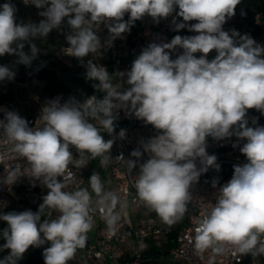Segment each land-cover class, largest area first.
<instances>
[{"label":"clouds","instance_id":"clouds-1","mask_svg":"<svg viewBox=\"0 0 264 264\" xmlns=\"http://www.w3.org/2000/svg\"><path fill=\"white\" fill-rule=\"evenodd\" d=\"M241 0H31L39 15V24L17 23L11 3L0 5V56L19 57L17 63L30 66L38 49L25 43L37 36L46 37L67 18L71 33L66 36L68 52L77 58L97 54L101 47L96 26L111 33L108 44L130 32L136 21L151 17L159 23L171 17V30L187 29L193 35H175L168 43L149 44L133 60L126 76L129 85L119 91L106 68L88 63L87 77L99 81L106 92L103 100L95 97L81 109L70 99L63 105L59 98L43 109L44 126H29L15 112H6L0 128L13 151L30 163L29 173L49 189L36 212H7L0 220L10 255L0 264H15L30 246L50 242L43 252L44 264H68L78 248L86 245L93 226L92 196L87 189L65 191L59 179L72 162L69 146L83 156L102 157L106 164L113 141H105L101 129L114 131L115 109H125L137 119L152 125L157 135L143 145L148 159L135 182L137 195L161 221L173 225L181 220L190 200L189 188L209 166L219 171L216 156L206 152L207 138L223 140L235 136L246 141L240 152L247 163L233 166L232 177L220 188V195L195 229V248L203 252L227 242L240 253L254 256L258 234H264V126L246 115L249 109L264 113V46L251 36L225 30L224 24L235 15ZM244 14L243 12L241 13ZM127 16V20H125ZM194 23H191L193 22ZM15 45V46H14ZM180 51L173 59V54ZM215 51L214 58L209 54ZM199 54V55H197ZM15 72L0 66V81L12 80ZM89 118L98 122H89ZM120 136H124L121 131ZM236 147V144H233ZM140 151L132 156L139 157ZM199 158L202 167H196ZM118 159H123L122 155ZM129 167L133 166L128 161ZM15 176L9 173V180ZM218 178L213 179V186ZM92 192L99 197V211L109 229L115 231L119 215L118 197L105 193L98 174L90 177ZM45 209L56 210L55 219H42ZM41 234L43 238H41ZM15 258V259H13Z\"/></svg>","mask_w":264,"mask_h":264},{"label":"built area","instance_id":"built-area-1","mask_svg":"<svg viewBox=\"0 0 264 264\" xmlns=\"http://www.w3.org/2000/svg\"><path fill=\"white\" fill-rule=\"evenodd\" d=\"M12 1L14 0H0L3 3ZM17 1L24 5L32 4L31 0ZM171 19V17L161 19L159 23H156L151 17H145L143 20L136 21L130 32H126L113 40L111 45L107 43L111 36L108 28L104 25L96 26L101 47L97 54L90 53L88 55V61L106 68L112 78L113 85H120L118 90L123 91L129 85L125 82L126 76L121 78L118 73L130 70L133 60L143 48L153 43H168L177 34H194L187 30H181L179 33L172 31ZM223 27L225 30L234 29L241 35L247 34L258 44L264 46V12H259L254 16L252 31H246L245 23L240 18H230ZM67 49L68 47L64 49L63 54L71 59L73 56ZM180 51L182 50H177V53L173 54V59ZM215 55V51L210 53L209 60ZM93 84L98 87L99 81L95 80ZM101 93V100H103L106 92L101 90ZM92 98H86L80 108L83 109L87 101ZM50 101L52 99L48 96L45 107L49 105ZM45 107L26 119L33 129L44 126L42 114ZM114 114L117 117L114 120V131L108 133L101 129L105 141H113L111 149L105 153V156L108 157L106 164H101L102 157L92 158L88 153L81 156V153L70 145L69 151L72 154V162L59 179L66 185L65 191L72 192L77 189H84L86 172L90 161H92L98 170L106 172L109 176L111 185L105 190V193H112L118 197L119 203L115 212L119 215V219L113 232L99 211L101 205L97 207L95 214L90 213L93 219L98 218L100 222L101 237L95 244H92L87 233V247L76 251L68 264H142L149 244L154 238H169L172 235H174V243L169 256L179 264H264V253L255 256L251 252L240 253L237 246L227 242L214 245V247L220 248L219 252H213L212 248L200 252L195 248V229L216 204L220 195V188L233 175V166L247 163L246 157L240 152V147L246 141L237 140L235 136L219 141L208 137L206 152L208 155L216 156V164L220 168L228 167L230 169L228 179L217 183L215 187L207 185L205 182L206 175L210 171L216 170L215 167L209 166L208 170L201 173L198 180L190 185V200L187 203V211L181 220L173 225H167L161 221L155 212L138 221L135 226H130L124 221L129 204L135 210L149 208L139 199L135 182L139 177L141 166L149 158L148 154L144 152L143 145L157 135L158 130L137 119L128 110L115 109ZM250 116L251 110L249 109L246 115L248 123ZM89 122L97 124L99 127L97 121L89 118ZM121 131L124 132L123 137L120 136ZM233 144H236V147H233ZM133 151H140L142 155L139 157L132 156ZM121 155L123 159H118ZM128 161L133 162L132 167H129ZM30 167V163L25 157H21L13 151V145L8 142L3 129L0 128V214L8 208L10 204L9 195L16 189L37 192L40 196L47 195L49 189L42 183V180L30 175ZM196 167L198 170L202 167L199 158L196 160ZM10 172L15 173L11 180H9ZM52 211L54 210L49 211L45 219L51 218ZM41 238H43L42 234ZM261 244H264V234H258L257 248Z\"/></svg>","mask_w":264,"mask_h":264},{"label":"trees","instance_id":"trees-1","mask_svg":"<svg viewBox=\"0 0 264 264\" xmlns=\"http://www.w3.org/2000/svg\"><path fill=\"white\" fill-rule=\"evenodd\" d=\"M10 3L16 10L15 17L17 23L22 21L24 23L32 22L39 24L41 20L45 19L39 15L40 12L45 10L44 8H37L33 4L24 5L17 0ZM3 4V2H0V5ZM242 12L244 13L243 15L241 14ZM259 12H264V0H241L232 18L242 19L245 23L246 31H252L254 16ZM126 18L127 16H125V20ZM191 23H194V21ZM186 30L184 29V31ZM70 33L71 28L67 24V18H65L62 24L58 28L52 29L46 37L37 36L30 38L25 43L24 51L30 54L29 44H35L38 49L36 58L30 66L17 63L19 57L16 55L5 54L0 56V66H7L15 72L12 80L5 79L4 81H0V107L10 110L15 100V88L19 85L35 82L42 85L43 92L52 101L59 98L61 105L72 99L75 102V106L80 107L88 97H95L96 101L102 99L101 90L93 84L95 80H90L87 77L89 70L88 56L82 59L73 56L70 59L63 54L64 49L69 47L66 36ZM250 110L249 126H256L252 124L253 119H256L258 125L264 126V113L256 109ZM4 116L0 114V119H4ZM90 164L92 165L93 162L90 161ZM98 171L100 172V170ZM101 174H105V172L101 171ZM229 174L230 169L228 167H221L219 171H210L206 175L205 182L211 186L213 185L214 178H218L217 183H220L227 180ZM44 197L40 196L37 192H26L23 189H16L9 195L10 204L2 214L25 210L36 212L40 205L43 204ZM49 211L50 209H45L42 219L46 218ZM7 227V223L0 220V261H5L10 255V249L4 247L6 243L4 231ZM171 237L174 238V235ZM49 246L50 242L47 241L39 246H30L22 258L15 260V264H44L43 252ZM85 247H87V243ZM85 247L78 248L77 250L84 249Z\"/></svg>","mask_w":264,"mask_h":264},{"label":"crops","instance_id":"crops-1","mask_svg":"<svg viewBox=\"0 0 264 264\" xmlns=\"http://www.w3.org/2000/svg\"><path fill=\"white\" fill-rule=\"evenodd\" d=\"M37 84H39V83H37ZM39 85H40V88H42V85L41 84H39ZM44 95H47V94L44 93ZM47 97H45L44 102H41L40 97L38 95L35 96L34 102L31 103L29 105V107H27L25 114L21 115L20 117L27 119L30 115L36 113L37 111H39L40 109L45 107ZM15 98H16V94H15ZM12 105H11L10 110H7L5 107H0V114H5L6 112H13ZM93 174L99 175L101 183L103 185V191L105 192V190L111 185L109 182V176L107 175L106 172H105V174H101V171L100 172L98 171V169L94 163L92 165L90 164L88 169H87L86 186L84 187V189H87L91 195L92 194L96 195L95 193L92 192V189L90 187V177ZM98 201H95V203H94L96 209L98 206H100V204H98ZM52 213L53 212H51V218L50 219H55L60 215V213H59V215H53ZM151 213H155V211L151 210L150 208L135 210L131 207V210L130 209L127 210V214L124 217V221L126 222L127 225L135 226L138 223V221L147 218ZM95 219L96 218L93 219V226L90 230L92 232V235H93L92 236L93 240L90 239L92 244H95L98 241V239L101 237V233H102L100 222L98 220V225L94 224ZM89 232H88V234H89ZM173 243H174V238H172V237L154 238L152 240V242H150V244H149V249L146 251V253L144 255V260H143L142 264L153 263V262H155L157 264H179L178 262L173 261L172 258L169 256V252L173 246ZM70 264H83V263H70Z\"/></svg>","mask_w":264,"mask_h":264},{"label":"rangeland","instance_id":"rangeland-1","mask_svg":"<svg viewBox=\"0 0 264 264\" xmlns=\"http://www.w3.org/2000/svg\"><path fill=\"white\" fill-rule=\"evenodd\" d=\"M199 55V54H197ZM32 91V92H31ZM15 94H16V98L15 101L13 102L12 105V110L13 112L17 113L19 116L24 115L26 112L27 107H29V105L31 103L34 102V97L35 96H39L40 97V101L44 102L45 101V97H47V95H44L42 88H40V85L37 83H29V84H24V85H19L15 88ZM5 111V110H4ZM5 115V114H3ZM92 196V204H91V209L92 212L91 214H95L96 213V208H95V201L99 200V197H96V195H91ZM128 209L131 210V205H128ZM53 215H59V212H57L56 210L52 211ZM98 225V219H95V223ZM92 232H89V238L91 240H93L92 238Z\"/></svg>","mask_w":264,"mask_h":264}]
</instances>
